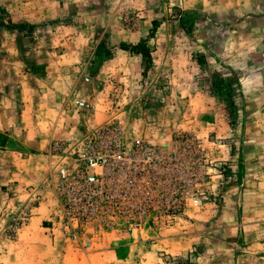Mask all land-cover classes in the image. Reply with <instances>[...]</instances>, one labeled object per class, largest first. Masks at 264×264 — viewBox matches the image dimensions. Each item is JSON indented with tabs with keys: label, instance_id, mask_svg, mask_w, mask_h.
<instances>
[{
	"label": "rangeland",
	"instance_id": "1",
	"mask_svg": "<svg viewBox=\"0 0 264 264\" xmlns=\"http://www.w3.org/2000/svg\"><path fill=\"white\" fill-rule=\"evenodd\" d=\"M142 40L149 67L119 49ZM24 58L46 68L32 89L21 87L36 71ZM216 76L241 84L233 106ZM52 117L67 140L46 141ZM107 125L122 131L119 159L101 192L99 182L69 195L58 169ZM0 130V264H99L113 250L105 264H152L147 252L163 264H247L243 245L264 250V0H0ZM12 159H31L25 178L12 180ZM39 208L60 241L33 234L34 249L16 248ZM156 233L187 253L175 263Z\"/></svg>",
	"mask_w": 264,
	"mask_h": 264
},
{
	"label": "crops",
	"instance_id": "2",
	"mask_svg": "<svg viewBox=\"0 0 264 264\" xmlns=\"http://www.w3.org/2000/svg\"><path fill=\"white\" fill-rule=\"evenodd\" d=\"M29 52L31 50H28ZM22 52V51H20ZM25 66V67H33L34 69H36V71L34 72H31L29 74H27L26 77L23 78V80L21 81L22 83V88L25 90L26 88H31L33 86V82H37L41 79H43L44 75H43V71L46 70V68H41L39 65L38 62L34 61V62H31V61H25V58L22 62ZM38 67L41 69V70H37ZM232 76V75H230ZM234 77V76H233ZM220 78H229V77H220ZM231 78V77H230ZM28 84V87H25L27 86ZM241 84L238 83V95L239 93H242V88H241ZM32 89V88H31ZM27 93V91H26ZM22 107L24 106L25 107V101L29 102V100L27 99V96L26 94L24 93V97H22ZM31 105V104H30ZM29 108V107H28ZM57 117V116H56ZM60 120L59 118H51V122H44V132L47 134V138H46V141L48 143H51L52 141L54 140H67V138L70 137V131H61L60 130V124H59ZM33 124H37V123H33ZM8 132V130H6ZM0 133H4L3 130H0ZM26 140L22 143V146L24 148H32L31 146L33 145L32 143V137H31V130L29 129L28 133H26ZM11 141V140H10ZM9 143V138H7V144ZM16 147H19V145L16 143ZM16 155H20V153H17ZM30 160L31 159H12V167L14 166V168H16V171L14 169V171L10 174V177H13V181H16V180H19L20 178H25L24 176V173L28 170L29 166H30ZM1 162V161H0ZM27 198V195L26 193H22V195L19 196V199H26ZM36 215H34L31 220H30V224L28 226H26L24 228V230H22V234H20L18 236V240L16 242V248H22L24 247L23 249L25 248H32L34 249L33 246H29V244H31L33 241H34V237L32 236L33 234H36V236L40 239L39 241H41L42 243H51L53 240H55V242H57V240H59V237L58 235L56 234L57 232H53V236L54 237H50L49 236V232H50V229L46 228V226L44 225L43 222L46 221L47 217L46 215L44 214V212L42 211V209H37L36 210ZM193 218V217H191ZM184 224H186V222H183ZM188 224H191L190 222H188ZM176 227V226H175ZM175 227L173 228H170V229H174ZM155 235V234H154ZM32 236V238H31ZM156 237H153V243L154 245L153 246H159L158 247V251H161V252H164L165 254H169L172 256V258H174L173 256H184L186 253H187V250L182 252V253H176L174 254L173 251H174V248H175V239H172V238H169L166 236H158L157 233L155 235ZM152 237V236H151ZM192 237H195V236H192ZM37 238V239H38ZM240 239H242V237L240 236L239 237ZM152 238H149V240H151ZM167 239V240H166ZM193 242H195V238H193ZM60 241V240H59ZM244 241V240H243ZM242 245V240L240 241V243H238V246ZM191 247V246H190ZM256 247V246H255ZM264 248V247H263ZM17 250H22V249H17ZM26 252H29L28 250H26ZM45 252L47 253H51V251L49 249H45ZM32 257L35 258V254L32 253ZM118 253L115 252V250H113L112 252H108V253H102L101 257L99 256H96V260L98 261V263L100 264H105L106 261H112L114 259V261L117 260V255ZM146 255H150L151 256V261H152V264H163L162 261L158 258L157 254H152L151 252H147ZM145 255V256H146ZM240 257L243 258V259H246L247 260V264H251L252 262L250 260H255V264H264V250L261 252V254H259L257 251L256 252H252L249 250V246H245L243 245L242 246V250L240 252ZM257 260L259 261L257 263ZM261 261V262H260Z\"/></svg>",
	"mask_w": 264,
	"mask_h": 264
},
{
	"label": "built area",
	"instance_id": "3",
	"mask_svg": "<svg viewBox=\"0 0 264 264\" xmlns=\"http://www.w3.org/2000/svg\"><path fill=\"white\" fill-rule=\"evenodd\" d=\"M77 105L81 108L85 106L83 101L78 102ZM121 134L120 129L107 125L85 136L84 142L77 147L75 155L68 159L67 165L60 167L57 171L62 187L69 195L79 198L83 195L86 198V195L92 193L93 188L99 182L102 184L96 189V192H101L107 169L110 167V159H119V153L115 146L121 140ZM134 146L143 154L149 151L147 145L142 142H137ZM112 148L114 149L110 155ZM52 149L60 150V145L54 143ZM135 166H141V163H137ZM147 166L144 165V169L148 171ZM139 174L142 173L136 172V176Z\"/></svg>",
	"mask_w": 264,
	"mask_h": 264
},
{
	"label": "trees",
	"instance_id": "4",
	"mask_svg": "<svg viewBox=\"0 0 264 264\" xmlns=\"http://www.w3.org/2000/svg\"><path fill=\"white\" fill-rule=\"evenodd\" d=\"M157 26H158V22H154L153 23V30L156 29ZM16 29H17V31L19 33H22L25 30V28H23L21 26L16 28ZM152 34H153V31L150 34V36H152ZM119 49L122 50V51H126V52H128L130 54L141 55L144 59H146L147 67H149V65L151 64V55H150V52H149V47L147 46V40H142V41H140L139 43H137L136 45H133V46H129V45H126V44H121L119 46ZM201 60L202 59L200 58L198 60V63L201 62ZM211 85L214 88V90L216 91V93L221 97L222 100H224L227 103H229L230 106L234 105L233 93L235 94V92H234L233 88H234V86L236 88L238 87L237 83L235 85V84H233V81H231L229 78H220V77L216 76L214 81H212ZM172 261H174L176 263L177 260L172 258Z\"/></svg>",
	"mask_w": 264,
	"mask_h": 264
}]
</instances>
